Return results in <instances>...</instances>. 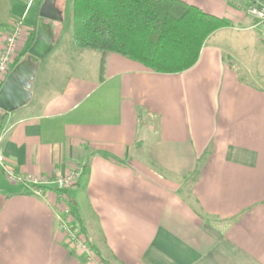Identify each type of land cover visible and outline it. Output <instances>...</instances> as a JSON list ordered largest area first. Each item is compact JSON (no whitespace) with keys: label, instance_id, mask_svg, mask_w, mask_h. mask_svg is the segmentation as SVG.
I'll return each mask as SVG.
<instances>
[{"label":"crops","instance_id":"1","mask_svg":"<svg viewBox=\"0 0 264 264\" xmlns=\"http://www.w3.org/2000/svg\"><path fill=\"white\" fill-rule=\"evenodd\" d=\"M28 1L0 0V49L23 16L18 54L41 21L53 35L45 57L63 0L53 1L60 18L40 16L44 0ZM183 1L232 21L192 67L158 73L70 40L82 66L61 69L55 90L35 99L34 86L29 104L2 115L0 147L16 172L78 176L37 195L0 171V264H264V33L233 36L264 32L245 10L264 0ZM68 207L95 260L64 233Z\"/></svg>","mask_w":264,"mask_h":264},{"label":"trees","instance_id":"2","mask_svg":"<svg viewBox=\"0 0 264 264\" xmlns=\"http://www.w3.org/2000/svg\"><path fill=\"white\" fill-rule=\"evenodd\" d=\"M71 46L102 57L120 54L158 73L192 67L207 37L232 21L183 0H73ZM18 54L14 64L27 52ZM3 116L5 112H1ZM70 208L73 228L82 234V218Z\"/></svg>","mask_w":264,"mask_h":264},{"label":"built area","instance_id":"3","mask_svg":"<svg viewBox=\"0 0 264 264\" xmlns=\"http://www.w3.org/2000/svg\"><path fill=\"white\" fill-rule=\"evenodd\" d=\"M33 0L28 1V5ZM246 12L249 15L254 16L257 18L261 23H264V3H253L249 2L245 7ZM23 19L24 17H20L16 20L13 24L11 30L6 32L3 39V44L0 49V87L5 80L8 72L14 65V61L18 53H16V47L18 44V40L22 33L23 28ZM0 171L11 181L13 182H27L30 183L31 191L34 194L40 195L42 192L41 186L43 183H52V185L59 191L63 192L68 189L78 176V171L72 172L68 175H59L54 174L52 178H31L25 177L22 174L16 172L15 168L8 164L5 160L4 154L2 153L0 147ZM73 217L70 212V208H66L64 211V217L62 218V228L64 233L66 234L68 240L72 243L75 248L80 249L84 252L87 259H93L94 253L92 249L83 242L81 236L82 234L77 233L76 230L73 228Z\"/></svg>","mask_w":264,"mask_h":264},{"label":"water","instance_id":"4","mask_svg":"<svg viewBox=\"0 0 264 264\" xmlns=\"http://www.w3.org/2000/svg\"><path fill=\"white\" fill-rule=\"evenodd\" d=\"M54 0H44L39 14L50 18H60L53 8ZM53 42L51 29L38 22L36 37L27 52L13 65L0 87V125L2 114L12 113L31 101L40 59L50 50Z\"/></svg>","mask_w":264,"mask_h":264},{"label":"rangeland","instance_id":"5","mask_svg":"<svg viewBox=\"0 0 264 264\" xmlns=\"http://www.w3.org/2000/svg\"><path fill=\"white\" fill-rule=\"evenodd\" d=\"M72 3L73 0H63V5L61 6L63 20L59 24L60 28L58 32V43L52 49V51L48 53L40 61V68L38 70V74L34 85L36 92L35 99H37L38 95L41 94V91L45 93H51L53 90H55L54 86L57 83V81H55V78L57 76V73H61V69H64L65 71H67V74H69L71 72L76 71L79 66H82V63L84 61V59H82L81 61L78 59V57H82V55L80 56L77 53L71 54L68 52L69 51L68 47H70L69 42L72 37V28H73ZM251 19L255 20L254 18ZM263 33L264 32L261 31L257 32V29H255V32H249V31L237 32V34H233V36L237 35L236 37H240V38L257 37V36H261ZM23 47L24 45L19 38L16 47V53H19L23 49ZM58 49L62 50V55L60 56L59 59L55 60L56 59L55 55ZM62 78L63 76L60 79ZM81 238L83 239V242H85L89 246L85 237L81 236ZM93 259L94 260L96 259L95 254L93 256Z\"/></svg>","mask_w":264,"mask_h":264}]
</instances>
